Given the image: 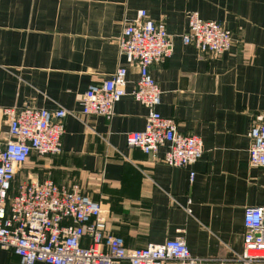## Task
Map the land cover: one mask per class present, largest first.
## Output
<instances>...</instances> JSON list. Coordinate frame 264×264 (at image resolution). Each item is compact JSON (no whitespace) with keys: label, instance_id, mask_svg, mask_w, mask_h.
<instances>
[{"label":"crops","instance_id":"1","mask_svg":"<svg viewBox=\"0 0 264 264\" xmlns=\"http://www.w3.org/2000/svg\"><path fill=\"white\" fill-rule=\"evenodd\" d=\"M141 11L172 38V55L150 73L159 113L203 143L193 183L189 169L163 162L166 149L152 157L126 143L145 130L148 110L133 96L139 65L120 57L117 39ZM192 12L233 33L228 53L202 57L183 43ZM121 64L128 84L113 118L83 116L90 85ZM23 107L68 114L62 153L33 156L17 183L79 184L130 249L182 239L195 258L240 264L245 211L264 207V169L249 164L251 129L264 124V0H0V142L9 139L4 110ZM0 264L20 261L0 250Z\"/></svg>","mask_w":264,"mask_h":264},{"label":"built area","instance_id":"2","mask_svg":"<svg viewBox=\"0 0 264 264\" xmlns=\"http://www.w3.org/2000/svg\"><path fill=\"white\" fill-rule=\"evenodd\" d=\"M233 42V33L222 23L204 21L197 12L188 15L183 43L194 46L202 57L219 58L231 50ZM117 45L128 65H139L133 96L148 110L145 130L127 134V146L152 157L166 149L163 162L189 169L193 183V167L204 155L203 143L196 135L180 133L174 119L159 113L162 93L150 73L152 66L173 52L165 23H156L141 11L137 19L126 23ZM127 78V67L121 64L110 79L90 85L81 100L82 115L111 120L126 95ZM4 113L9 119V139L0 142V250L12 251L20 264H209L193 257L182 239L128 248L108 231L100 203L85 196L79 184L17 183L18 173L34 155L51 158L62 153L68 112L23 107ZM250 135L249 164L264 169V124L255 123ZM244 227L239 263L264 264V207L246 209ZM84 241L89 242L87 246Z\"/></svg>","mask_w":264,"mask_h":264},{"label":"trees","instance_id":"3","mask_svg":"<svg viewBox=\"0 0 264 264\" xmlns=\"http://www.w3.org/2000/svg\"><path fill=\"white\" fill-rule=\"evenodd\" d=\"M34 156H36V155H34ZM85 246V245H84ZM87 246V245H86Z\"/></svg>","mask_w":264,"mask_h":264},{"label":"rangeland","instance_id":"4","mask_svg":"<svg viewBox=\"0 0 264 264\" xmlns=\"http://www.w3.org/2000/svg\"><path fill=\"white\" fill-rule=\"evenodd\" d=\"M44 159V158H43ZM47 172V171H46Z\"/></svg>","mask_w":264,"mask_h":264}]
</instances>
